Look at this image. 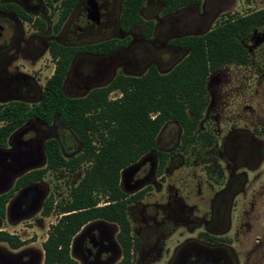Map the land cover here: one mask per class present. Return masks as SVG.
Segmentation results:
<instances>
[{
    "label": "trees",
    "instance_id": "1",
    "mask_svg": "<svg viewBox=\"0 0 264 264\" xmlns=\"http://www.w3.org/2000/svg\"><path fill=\"white\" fill-rule=\"evenodd\" d=\"M49 4L51 0H46ZM147 0H124L119 27L126 31L141 25L144 38L153 33L152 22L144 21L140 10ZM76 0H62L54 32L60 30ZM202 0H160L163 13H172ZM17 18L32 23L39 30L45 25L15 5H4ZM264 24V10L244 16L228 15L214 28L201 35L183 36L170 41L172 46L187 51L186 56L169 72L160 73L155 65L139 77L117 75L107 86L96 88L80 98L67 97L63 92L70 63L78 53L104 56L119 49L126 42L111 40L78 47L62 46L51 41L48 53L54 64L52 75L46 80L37 104L10 102L0 105V148L27 122L51 124L60 119L78 140L80 150L66 159L56 140L44 143L46 166L18 177L11 190L0 195V217L5 216L7 203L22 188L40 183L48 171L65 170L74 174L86 165L83 177L71 188L66 200L54 207L48 198L41 215L56 212L59 219L52 225L42 244V264H77L70 256L73 238L86 224L103 220L118 226L117 241L123 257L117 264H132L134 247L130 223L126 215V195L119 187L120 172L134 164L143 154L155 147L156 137L167 122L182 127V143H211L210 133H196L208 104L207 82L210 75L227 66H247L251 62L248 40ZM117 92L118 97L109 95ZM0 243L10 249L26 244L18 236L0 232ZM137 246V244H135Z\"/></svg>",
    "mask_w": 264,
    "mask_h": 264
},
{
    "label": "rangeland",
    "instance_id": "2",
    "mask_svg": "<svg viewBox=\"0 0 264 264\" xmlns=\"http://www.w3.org/2000/svg\"><path fill=\"white\" fill-rule=\"evenodd\" d=\"M259 10H264V0H202L200 6H189L174 14L163 15L160 4L156 0H152L144 6L142 17L155 23L154 35L149 39H144L142 28L134 27L130 32L129 45L112 55L111 59L105 61L98 69L93 67V63L97 59L86 55L78 56L74 60L64 84V92L69 97L84 96L88 91L106 85L119 73L140 76L150 64H156L160 72L166 73L186 55L185 50L170 46V40L204 34L228 15L244 16ZM34 14L47 23L45 32L41 33L30 25L19 24L16 20H14L15 23H12L9 21L12 19L11 17L0 15V25L6 27V21L10 22L13 26V33L16 35L22 33L24 38L29 41L31 54L23 61L26 68L22 69L20 62L16 61L9 66L11 74L19 75V77L16 76V80L29 85L32 93L36 94V99L27 101L28 103L39 101L43 86L53 73L54 64L51 62L47 48L43 47L44 41L47 44L50 39L59 37L61 43L75 44L88 40L124 36L117 32V23L114 22L110 29L103 27L100 33L105 32L104 35L96 36L93 39L80 37L73 33V16L62 27L61 32L55 35L52 29L57 20L56 14L53 15L49 10H45L43 5L39 6ZM40 14H44V17H40ZM114 19H117V13H115ZM247 49L251 58L249 65L227 66L210 75L207 82L208 105L203 113L199 130L212 132L218 140L224 136H230L232 133V136L241 142L243 148L251 146V149L256 153L254 170L251 174L249 173L247 186L237 196L231 215L221 230L227 231L224 236L232 244L239 264H264V24L250 37ZM21 72H24L25 75L22 76ZM95 73H97L96 76ZM88 76L95 79L88 80ZM115 96L118 94L113 95V97ZM9 100L12 99L6 98L0 102L6 103ZM50 128L52 127L50 126ZM38 129H45L49 132L48 128L31 122L21 128L17 136L9 141L6 149H0V194L12 189L16 178L23 172L31 168L45 167L44 159L38 164H26L28 161L37 160L38 153L43 155L40 143L47 139L49 133L43 135L39 139L40 142L37 140L31 142L38 134L36 132ZM52 129L53 136L62 141L65 154L69 155L76 149L77 144L69 129L61 125L59 121ZM180 133L177 125L167 124L158 136L159 146L170 148L175 145ZM25 142L29 143L27 145L30 150V153H27L28 157L23 153ZM260 160L261 163L258 166L257 163ZM189 167L191 169H179L172 173L170 181L173 183V188L170 189L169 194L179 196L184 205H195V207L189 208L191 214L185 211L184 213L178 212L179 217L183 216L181 218L187 219L188 214L193 220L195 217L209 214L207 202L211 198V193L204 192L205 199L201 201L202 197L197 193L199 191L192 185V176H189L190 174L199 175L200 166L190 163ZM85 168L86 165H83L72 175L65 170L47 172L43 180L36 184L35 189L24 192L23 197L26 199L23 200L24 202L22 201L20 205L13 204L12 213L15 214L18 210L30 206L29 214L24 213L22 216L21 214L16 216L12 214L11 216L15 218L0 219V228L17 234L21 239L26 240V245H33L31 251L22 252L20 255L22 259L27 256L33 257L35 264H39V256L43 251L42 244L47 238L50 227L59 219L56 212H52L48 217L41 215L44 203L52 197L55 207L61 201L66 200L71 188L75 187L83 177ZM178 179L180 180L177 181ZM146 202L163 204L165 195L158 193L147 198ZM132 225L134 229L141 224L132 223ZM91 227L95 233L104 234L107 239L106 243L109 244L107 256L111 257L113 247H117L115 240L117 226L108 222H95L91 224ZM167 227L168 231H174L167 244L170 247H174L182 241L188 235L187 232L201 230L200 227L194 229L195 225L192 223L184 225L177 219L169 223ZM70 256L76 260L77 264H86L74 254L73 244ZM116 262L111 259H101L100 264H115Z\"/></svg>",
    "mask_w": 264,
    "mask_h": 264
},
{
    "label": "flooded vegetation",
    "instance_id": "3",
    "mask_svg": "<svg viewBox=\"0 0 264 264\" xmlns=\"http://www.w3.org/2000/svg\"><path fill=\"white\" fill-rule=\"evenodd\" d=\"M61 1L62 0H51L49 4L46 0H1V3L4 5L12 4L17 6L27 15L31 16L33 18V21L43 22L45 25V30L43 31L39 30L36 26H33L32 24L33 22L29 23L23 21L17 18L16 16H14V14H12L9 11L0 10V15H3L4 17L7 16V18L11 17L13 20L11 19L9 21H12V23H15L14 20H16L17 22H19V24L30 25L35 30L42 33L46 31L47 23L41 18H38L37 17L38 15H35L34 13H36L39 6L43 5L45 10H49L50 13L53 15L56 14L58 20V17L62 12ZM150 1L152 0H147L140 10V16L142 19H143L142 17L143 8ZM156 1L160 4L163 15H171L183 8L189 7L186 6L175 12L166 14L163 13V6L160 3V0H156ZM123 2L124 0H76L75 4L73 5V7L69 12L67 19L61 25L60 30L57 33L54 32V26L57 23L56 20L52 29L55 35H58L61 32L62 27L73 16V24H74L73 33L75 35H79L80 37H84L86 39H93L96 36L104 35L105 32L100 33L103 27H105L106 29H110V27H112L114 22L117 23V30H118L117 32H119V34H122L124 36L99 39V40H88L75 44L61 43L58 37V38L50 39L47 44L44 41L43 47L45 49L47 48V51H48L49 43L51 41H55L56 43L62 46H70V47H78L86 44H96L100 42L111 41L114 39L119 40L121 42L123 41L126 42L119 49L104 56H94L87 53L76 54L70 63L66 80L70 73L73 62L78 56L86 55L88 57L97 59L93 63V67L98 69V67L101 66L103 63H105V61H109L112 55L123 50L124 48L127 47V45H129L131 41L130 32L134 27L140 26L142 28L141 25L136 24L131 26L126 31L120 29L119 19L121 14V6ZM190 6H197V5H190ZM115 13H117V19H114ZM41 16L44 17V14H40V17ZM143 20L146 22H152L153 25L152 36H153L155 32V23L152 20H145V19ZM5 25L6 27L0 25V100L6 98L12 100H9V102L6 103L0 102V105L7 104L10 102H22L28 105L37 104L39 101L37 103L27 102V101H34L32 99H36V94L32 93L30 86L24 84L23 81L16 80V76L19 77V75H14L9 72V66L12 65L15 61L20 62V64L22 65L21 67L22 69L26 68L23 61H25L27 57H30L31 54L29 41L28 39L24 38V35L22 33L18 35L13 33L12 30L13 26L10 22L6 21ZM142 36H143V28H142ZM149 38H144V39H149ZM169 45L172 46L170 42ZM172 47L177 48L175 46ZM180 50H184V49H180ZM19 59L21 60L19 61ZM151 65L156 66V64H150L147 67L146 71ZM156 68L159 71L157 66ZM21 74L22 76L25 75L24 72H21ZM96 74L97 73H95V76ZM117 75H115L106 85L97 88L107 86ZM121 75L131 76L125 74H121ZM132 77H139V76H132ZM21 79H24V77L23 78L21 77ZM87 79L93 80L95 78L88 76ZM64 84H63V92H64ZM90 91H88L87 94ZM115 94L118 93L117 92L110 93L109 98L110 99L117 98L118 96L113 97V95ZM80 97H70V98H80ZM40 98L41 95L39 97V100ZM57 121H59L60 124L63 125L59 118L58 119L53 118L51 124L49 125H43L38 122H33V123H38L39 125L45 128H48L49 132H47V130L45 129H38L36 131L38 134L34 137L33 140H31V142L36 140L39 141V139L43 135H45L46 133L49 134L47 136V139H45L43 143L41 142L42 144L40 143V145H42L43 155L38 153L37 154L38 159L34 160V162L28 161V163H26L27 165L34 163L38 164L44 159L45 160L44 166H46L44 143L47 140L52 139L58 141L61 147L62 154L66 159L74 157L79 152L80 146L78 140L69 130L73 138L75 139L77 147L73 152L69 153V155L65 154L62 141L56 136H53L54 134L52 128H54ZM169 123H173L177 125L181 133L177 136V143L175 145L171 146L170 148H164L163 146L160 147L158 136L162 131V129ZM29 124H31V122H27L25 125H29ZM199 125L196 130V133L202 134L207 132L211 134L210 136L211 143L209 145L203 141L200 142V144L183 145L182 127L179 124L170 121L165 123L160 129L155 140L154 149L143 154L134 164L124 168L120 172L119 187L121 191L126 195L124 200L127 201L131 198L135 199L134 201L126 204V215L129 220L130 228H131L130 236L133 239L132 243L134 245V247L131 250V253L133 255L132 264H160V263L162 264H239L237 257L235 256L234 251L232 249V244L229 243V241H227L228 238L224 236L227 233V231L221 229L222 226L226 223V221H228L231 215V210L234 207V203L237 196L247 186V183L249 181L248 178L249 173L251 174V172L254 170L253 166L255 165L254 163L256 161V153L255 151H253V149H251V146H249V148H247V146L243 148L241 142H239L237 138L232 136V133H230V136H224L220 138V140H218L217 137L213 135L212 132L200 131ZM50 126L52 128H50ZM63 126L66 127L65 125ZM21 128L15 131L11 135V137L8 139V144L11 139H14L15 136H17L18 132L21 131ZM24 144L26 146L23 149V153L25 156H27L28 155L27 153H30V150L27 146L29 143L25 142ZM6 148H0V149L3 150ZM261 160L259 163H257L258 166L260 165ZM190 163L195 165L197 164L200 166L199 175L190 174L189 176H192L193 179L192 185L194 189L199 191L197 193H199L200 197H202L201 201L205 199L204 192L206 193L207 191H209L211 193L210 196L211 198L208 200V202L206 200L209 206V210H208L209 214L206 213L205 216L195 217L193 218V220H191L188 214H191L189 208H193L195 207V205H190V206H187L186 204L184 205V203H182V199L179 196L176 195L172 196L169 194L170 189L173 188V183L170 181V177L172 173L179 169H185V168L191 169V167H189ZM34 169L35 168H31L26 172H23V174ZM23 174H21L20 176H22ZM2 176L3 174L1 175V178ZM179 180L180 179H178L177 181ZM35 188H36V184L22 188L19 191H17L16 192L17 194L15 193L14 196L7 203L5 209V216L3 218L8 217L12 219L14 216L19 214H21V216L22 214L24 215V213L29 214L30 206H26L23 210L22 209L18 210L15 214L12 213L13 204L15 203L17 205H20L21 202L25 199L23 197L25 195L24 192H29L30 189H35ZM158 193H164L165 203L149 204L148 202H146L147 198L152 197L153 195H156ZM179 211L181 213H184V211L188 213L187 219H185V217L181 218L183 216L179 217L178 216ZM12 214H14L13 217L11 216ZM3 218L0 217V219ZM176 219L179 222H182V224L184 225L186 224L189 225L192 223L193 225H195L194 229H198L200 227L201 230L197 232H192V231L187 232L188 235L185 236L182 239V241L177 243L174 247H170L167 244L169 239L173 235L174 231L173 230L168 231L167 225L172 221H175ZM95 222L97 223V222H106V221L96 220L89 222L84 227H82V229L73 238L70 249L72 248V244H73L74 254L81 262H84L86 264H100L101 259L102 260L111 259L114 262L117 261L115 263L117 264L118 262L121 261L123 257V250L117 241L118 231L115 234L117 247H113V252H111L112 255L111 257H109L110 258L109 259L107 256L109 250V244L106 243L107 241L106 237L104 236V234L95 233L93 231V227H91V224ZM132 223L135 224L138 223L141 225H139L138 228L133 229ZM1 231L7 232L2 228H0V232ZM9 234L18 236L17 234H13V233H9ZM19 239L21 241H26L24 239H21L20 237ZM135 244H137V246H135ZM19 257L22 256L19 255L16 257V259Z\"/></svg>",
    "mask_w": 264,
    "mask_h": 264
},
{
    "label": "crops",
    "instance_id": "4",
    "mask_svg": "<svg viewBox=\"0 0 264 264\" xmlns=\"http://www.w3.org/2000/svg\"><path fill=\"white\" fill-rule=\"evenodd\" d=\"M33 249L32 244H28L23 246L22 248L18 250H12L10 249L5 243H0V264H35L33 257H25L22 259V257H19L16 259L17 256L21 255L22 252L25 251H31ZM8 255V256H6ZM40 262L39 264L43 263V251L40 253Z\"/></svg>",
    "mask_w": 264,
    "mask_h": 264
},
{
    "label": "water",
    "instance_id": "5",
    "mask_svg": "<svg viewBox=\"0 0 264 264\" xmlns=\"http://www.w3.org/2000/svg\"><path fill=\"white\" fill-rule=\"evenodd\" d=\"M31 188V187H30ZM29 189V188H28ZM27 191V190H26ZM21 197H22V194H21Z\"/></svg>",
    "mask_w": 264,
    "mask_h": 264
}]
</instances>
